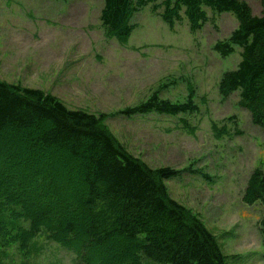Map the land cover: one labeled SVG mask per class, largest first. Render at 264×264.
Returning a JSON list of instances; mask_svg holds the SVG:
<instances>
[{"label": "rangeland", "instance_id": "1", "mask_svg": "<svg viewBox=\"0 0 264 264\" xmlns=\"http://www.w3.org/2000/svg\"><path fill=\"white\" fill-rule=\"evenodd\" d=\"M243 1L260 14L259 0ZM103 3L0 0V81L104 115L103 125L134 157L152 169L182 171L164 180L168 193L215 235L226 264H264L263 208L242 202L250 174L264 169V126L254 125L238 106V92L226 99L218 93L222 73L240 61V48L227 57L213 50L237 27L236 17L204 7L209 21L192 32L183 13L170 28L159 2L147 4L133 15L134 29L121 42L100 21ZM189 88L196 113H121L153 94L184 101ZM2 215L0 264H73L74 255L42 233L22 249L14 229L26 224Z\"/></svg>", "mask_w": 264, "mask_h": 264}, {"label": "trees", "instance_id": "2", "mask_svg": "<svg viewBox=\"0 0 264 264\" xmlns=\"http://www.w3.org/2000/svg\"><path fill=\"white\" fill-rule=\"evenodd\" d=\"M157 2L170 28L183 13L192 32L209 21L204 7L234 14L237 27L213 50L227 57L239 47L240 61L222 73L218 93L226 99L238 92V106L254 125L264 126V0L258 15L243 0H104L100 21L125 42L133 15ZM193 92L189 88L181 102L153 94L121 113L193 114ZM103 118L69 109L42 90L0 81V214L26 224L16 225L13 240L25 249L42 233L71 252L73 264H226L215 235L168 193L164 180L182 171L147 166L126 151ZM242 202L262 206L264 243V169L252 171Z\"/></svg>", "mask_w": 264, "mask_h": 264}]
</instances>
